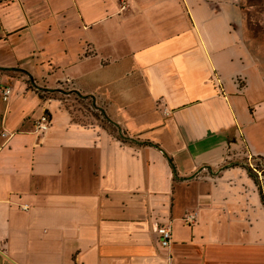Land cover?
<instances>
[{"label":"crops","instance_id":"crops-1","mask_svg":"<svg viewBox=\"0 0 264 264\" xmlns=\"http://www.w3.org/2000/svg\"><path fill=\"white\" fill-rule=\"evenodd\" d=\"M244 25L242 0H0V264H264Z\"/></svg>","mask_w":264,"mask_h":264},{"label":"rangeland","instance_id":"rangeland-1","mask_svg":"<svg viewBox=\"0 0 264 264\" xmlns=\"http://www.w3.org/2000/svg\"><path fill=\"white\" fill-rule=\"evenodd\" d=\"M242 5L245 10V25L243 27L249 39V46L256 56V65L252 68L256 73L252 75L248 92L254 96L253 102L258 100L261 101L260 106H253L250 105L249 100H247V111L250 112V118L254 120V123L249 127L251 129L250 131H248L247 128L246 130L248 131L247 133L250 138L251 135H254V144L260 146L264 145V0H242ZM32 80H36L39 85H42L40 89L42 91H39L41 95L47 97H62V94L55 93L56 90L54 88L46 87V80L42 82V79H40L41 81L38 78L30 79V81ZM237 81L243 83L242 86L245 83V80L239 77L237 78ZM69 99L68 103L70 104V109L75 116V119H88L93 118V116L103 118L101 113L96 111L93 106L88 105L87 101L79 95L72 94ZM4 103L6 104V102ZM35 115L36 113L33 114V117ZM33 127H35L34 129L37 133H42L37 130L34 123ZM13 133V131H9V135H12ZM120 133L123 134L121 130ZM248 159L253 163L252 166L255 168L259 179L261 181L264 180V155L252 156L248 157Z\"/></svg>","mask_w":264,"mask_h":264},{"label":"built area","instance_id":"built-area-1","mask_svg":"<svg viewBox=\"0 0 264 264\" xmlns=\"http://www.w3.org/2000/svg\"><path fill=\"white\" fill-rule=\"evenodd\" d=\"M13 94V88L11 86H4L1 89V95L3 96L5 102H8L9 99H11ZM166 112L169 114V111L166 110ZM50 113L45 111L39 118L38 120H36L35 125L37 127V130L39 132H45L49 129L50 127ZM4 136H6L7 134L4 133ZM189 218L194 219V215L190 214ZM157 232H158V237L160 242L165 246H170L171 242H172V227L170 225L167 224H160L157 226Z\"/></svg>","mask_w":264,"mask_h":264},{"label":"trees","instance_id":"trees-1","mask_svg":"<svg viewBox=\"0 0 264 264\" xmlns=\"http://www.w3.org/2000/svg\"><path fill=\"white\" fill-rule=\"evenodd\" d=\"M239 163H232V162H229L228 164L225 165V167H229V166H234V165H237ZM247 167H248V170L250 171V175L253 176L254 178H257V180L260 182V179L258 177V174L257 172L255 171V169L253 167H251L250 165H248V163H244Z\"/></svg>","mask_w":264,"mask_h":264}]
</instances>
